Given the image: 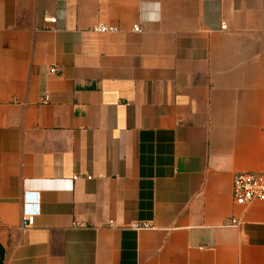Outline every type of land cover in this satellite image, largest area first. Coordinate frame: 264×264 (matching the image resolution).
I'll return each mask as SVG.
<instances>
[{
    "label": "crops",
    "instance_id": "obj_1",
    "mask_svg": "<svg viewBox=\"0 0 264 264\" xmlns=\"http://www.w3.org/2000/svg\"><path fill=\"white\" fill-rule=\"evenodd\" d=\"M251 170L264 0H0V264H264Z\"/></svg>",
    "mask_w": 264,
    "mask_h": 264
},
{
    "label": "built area",
    "instance_id": "obj_2",
    "mask_svg": "<svg viewBox=\"0 0 264 264\" xmlns=\"http://www.w3.org/2000/svg\"><path fill=\"white\" fill-rule=\"evenodd\" d=\"M48 21L55 23V17H48ZM226 26H224L225 28ZM117 28L105 24L94 26L95 32H114ZM135 31H141L139 26L134 28ZM52 73L57 71L51 68ZM232 192L234 202L237 206L247 207L256 203H264V170H251L237 172L233 177ZM41 199L39 192H24L22 200V225L21 229L33 226L36 217L40 214ZM236 218H231L230 224H237Z\"/></svg>",
    "mask_w": 264,
    "mask_h": 264
}]
</instances>
